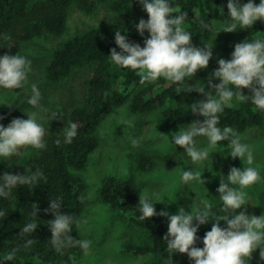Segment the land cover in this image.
<instances>
[{
  "label": "trees",
  "instance_id": "trees-1",
  "mask_svg": "<svg viewBox=\"0 0 264 264\" xmlns=\"http://www.w3.org/2000/svg\"><path fill=\"white\" fill-rule=\"evenodd\" d=\"M239 2L243 5L249 0ZM254 2L258 5L261 0ZM170 3L180 12L188 13L184 27L192 34V44L196 47L212 46L215 21H231L228 0H170ZM100 7L110 11V20L66 36L73 10L94 15ZM140 19L147 20L148 14L137 0H0V56L20 55L30 41L49 34L64 36L63 42L51 51L46 69L49 80L65 81L73 76L76 69L89 63L93 65V74L85 85L84 98L72 106L66 117L65 127L69 122L78 125V134L73 142L64 143V129H61L46 139L45 149L34 151L25 161L9 166L0 161V183L6 172L27 175L39 169L47 178L46 182L40 180L32 185L15 187L8 198L0 197V211L5 212V216L0 217V264H76L82 258L84 251L77 244L66 247L62 253L54 250L50 243L52 233L46 222L53 220L55 214L45 210L50 208L51 200H59L61 212L74 220L69 235L74 241L84 240L80 230V219L86 209L87 183L83 173L100 144L98 129L113 109L123 104H128L133 113L160 109L166 123L174 127L183 119V103L187 98L191 97L196 102L206 99L197 91L177 93V87L203 85L206 91L211 90L209 77L219 67V59L213 56L207 69L199 70L191 79L186 78L183 85L163 78L142 85L136 72L111 62V49L121 51L115 43L117 30L126 35L129 42L145 46L144 41L150 34L147 30L143 36L139 34L136 24ZM254 39L264 40V21H257L251 28L242 30L222 58L230 60L235 44ZM212 82L218 84L220 81L213 78ZM242 91L245 95L252 94L249 89ZM211 94L215 98L214 90ZM254 108L250 100H238L234 96L231 107L226 106L219 114L218 126H230L238 131L263 126L264 113L254 111ZM10 114L8 108H2L0 124L6 125ZM190 115L194 121L204 119L192 112ZM57 139L60 140L59 145L56 144ZM156 163L152 154L140 152L139 169L152 172L157 167ZM100 198L145 232V241L126 243L129 251L154 256L162 264H194L187 254L168 251L164 236L169 223L163 216L156 215L145 221L139 219L140 189L136 184L111 175L102 185ZM33 207H39L37 217L32 214ZM28 223H37L36 231L22 233V228ZM211 227H199L196 247H204L203 238ZM29 239L33 242L25 247ZM13 249L16 250L15 259L5 262L4 256ZM246 264H264V260L260 256H252V259H246Z\"/></svg>",
  "mask_w": 264,
  "mask_h": 264
},
{
  "label": "clouds",
  "instance_id": "clouds-1",
  "mask_svg": "<svg viewBox=\"0 0 264 264\" xmlns=\"http://www.w3.org/2000/svg\"><path fill=\"white\" fill-rule=\"evenodd\" d=\"M148 19H140L136 28L141 36L145 30L150 37L144 41L145 46L129 42L126 35L120 30L115 32V43L121 51L111 49V62L120 68H129L136 72L140 84L155 83L160 78L183 85L186 78L191 79L199 70L207 69L213 56V46L205 45L196 47L192 44V34L184 27L187 12H180L170 0H140ZM228 15L230 23H226L220 30L234 32L238 28H251L257 21H264V0L257 5L254 0L241 5L239 0H228ZM176 13V14H174ZM207 27V25H205ZM218 32V33H219ZM219 67L211 73L208 85L215 91V98L211 90L206 91L203 85H191L188 88L177 87V93L197 91L206 96V99L189 106L194 115L204 119L193 121L187 128H179L172 134L174 144L185 149L192 164H204L214 149L221 141H230L227 147L229 155L235 159L239 157L245 167H233L226 179L221 176L217 191L222 202L220 211L224 215L213 212L214 205L208 199H201L192 205V211L186 212L179 208L178 214H169L167 211L157 213L154 207L159 200H150L141 194L139 208L141 221L148 220L156 215L169 219L168 232L164 236L167 240V249L171 253L187 254L194 264H246V259H252L253 253L259 249L261 260H264V215H248L247 208L237 214V210L249 204L246 189L261 181L260 170L253 167L254 154L251 147L241 142V137L230 126L219 127L220 113L224 108L231 107L235 96L238 100H250L255 106L254 111L264 113V40H245L235 44L230 60L219 59ZM31 71V61L25 56L5 54L0 56V88L13 90L21 89L28 80ZM215 78L220 82L213 83ZM243 89H249L251 95L243 94ZM32 95L27 103L33 108L42 109L41 93L33 84ZM11 106V105H9ZM26 112V111H25ZM27 119L15 118L5 127L0 124V158L10 160L13 156H21V150L46 148V129L38 122L36 112H26ZM61 113V112H60ZM57 111L51 113L50 119H57ZM0 119H3L0 116ZM78 134V125L69 122L63 130L64 143L71 144ZM206 137L208 146L197 148L196 138ZM136 146L138 141L132 139ZM60 144V140H56ZM43 172L37 169L30 174L4 173L0 183V197L8 198L17 186L32 185L40 180L46 182ZM181 181L184 184L196 181L205 183L199 171L184 170ZM82 200L83 197H80ZM61 202L51 200L50 208L55 214L53 220L47 221L52 237L51 245L57 253H62L66 247L73 244L79 245L87 255L90 241H74L69 235L74 223L73 217L61 212ZM39 207H33L32 214L37 217ZM5 216L0 211V217ZM197 221L195 225L193 221ZM214 220L211 230L207 231L204 238V247H196L198 240L197 231L200 225ZM225 221L227 227H221L220 222ZM37 223H28L22 228V233L30 234L36 231ZM28 240L25 247L32 244ZM16 250L4 256V261L15 259Z\"/></svg>",
  "mask_w": 264,
  "mask_h": 264
},
{
  "label": "rangeland",
  "instance_id": "rangeland-1",
  "mask_svg": "<svg viewBox=\"0 0 264 264\" xmlns=\"http://www.w3.org/2000/svg\"><path fill=\"white\" fill-rule=\"evenodd\" d=\"M137 1L140 3V0ZM110 17V11L103 7L94 15L73 10L70 13L69 31L66 36L107 22ZM230 22L215 21L211 41L215 59H220L228 53L234 40L244 30L238 28L231 33L219 32ZM63 40L64 36L44 35L30 41L20 54L31 61V71L23 88L0 90V110L5 107L11 112L5 127L15 118L27 119L26 112H36L38 122L46 129L45 141L52 134L64 129L70 109L84 98L85 85L93 74V65L89 63L76 69L73 76L65 81L49 80L46 69L51 59V51ZM33 84L41 93L42 109L33 108L27 103L32 95ZM190 98L183 103L184 115L178 126H169L160 109L147 113H133L128 104L113 109L100 125L98 129L100 144L92 153L90 163L83 173L87 190L86 209L80 219V230L84 240L91 243L88 254H83L76 264H162L161 260L154 256L138 255L126 248L127 242H141L147 237L141 228L100 198L102 185L111 175H118L123 181L136 184L140 189V195H146L150 200L161 201L153 202L158 213L167 211L169 214H178L181 207L186 212H191L194 201L198 204L201 199H208L214 205L213 212L218 215L225 214L220 211L222 202L217 191L220 178L223 176L226 179L233 167L243 169L245 165L239 157L233 159L229 155L230 149L227 145L230 141L227 140L210 149L211 155L202 165L192 164L185 149L174 144L172 134L178 132L180 127L187 128L194 121L189 106L197 102ZM54 111H57L58 118L51 120L50 116ZM234 130L241 137V142L248 144L253 150L252 166L260 170L262 178L260 182L245 190L249 204L238 209L237 214L247 208L248 215L261 216L264 215V125L250 127L245 131ZM133 138L138 141L136 146L131 143ZM196 146L207 147V138L197 137ZM36 150L31 147L22 149L21 156H13L10 160L0 158V161L8 166L14 162H23ZM141 151H147L155 157L157 167L154 171L147 172L138 168V156ZM184 170L199 171L205 183L196 181L187 185L182 183L181 176ZM163 217L170 223L167 217ZM196 223L198 222L194 220L193 224ZM213 223L215 221L210 220L200 227ZM220 225L227 227L225 221H221ZM259 251L257 249L252 256L259 257Z\"/></svg>",
  "mask_w": 264,
  "mask_h": 264
}]
</instances>
